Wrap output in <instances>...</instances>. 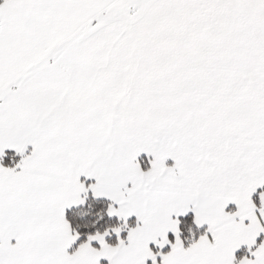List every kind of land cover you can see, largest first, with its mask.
I'll return each instance as SVG.
<instances>
[{"label":"snow or ice","instance_id":"snow-or-ice-1","mask_svg":"<svg viewBox=\"0 0 264 264\" xmlns=\"http://www.w3.org/2000/svg\"><path fill=\"white\" fill-rule=\"evenodd\" d=\"M262 188L264 0H0V264H264Z\"/></svg>","mask_w":264,"mask_h":264},{"label":"trees","instance_id":"trees-1","mask_svg":"<svg viewBox=\"0 0 264 264\" xmlns=\"http://www.w3.org/2000/svg\"><path fill=\"white\" fill-rule=\"evenodd\" d=\"M21 157L22 156L16 152L8 150L6 151V155L3 158V164L5 166L12 167L15 165V163L19 162ZM254 199L258 200V194L254 195ZM109 205V200L105 198H97L91 194H88L85 204L69 208L66 211V218L70 221L73 231L80 233L79 239L76 241L74 247L78 246L79 243L86 241L90 234H94L96 231L103 232L105 229L118 226L123 222L118 217L110 216L108 214L107 209ZM181 220L182 238L186 244L191 243L193 239V233H195L196 237H198L207 229L206 227H200L195 224L194 215L192 213H188L187 216H182ZM128 223L130 227L136 225V221L133 218L129 219ZM189 229H191V231ZM126 236L127 229L122 231L119 235V237L123 238H126ZM169 238L172 240V236H169ZM106 239L112 244L118 242V236L114 235L113 233L109 234ZM168 250H170V246H166L164 249L165 252ZM245 252V250H240L237 252V258H241Z\"/></svg>","mask_w":264,"mask_h":264},{"label":"crops","instance_id":"crops-1","mask_svg":"<svg viewBox=\"0 0 264 264\" xmlns=\"http://www.w3.org/2000/svg\"><path fill=\"white\" fill-rule=\"evenodd\" d=\"M30 149H31V146H29V151H30ZM8 150H12V151L15 152L14 149H8ZM8 150H6V151H8ZM141 156H142V155H141ZM21 159H22V157H21ZM138 159L140 160V157H139ZM147 159H148V157H147ZM148 160H149V159H148ZM148 160H147L146 162H145V161H144V162L142 161V162L144 163V165H143V163L140 161L143 167L147 168V167L149 166V165H148ZM168 163H169V164H172V163H174V161L172 162V160L169 159ZM81 179H82V181H85V182H86V185H90L91 183H94V182H95V181H94V178H87V179H86V178L82 177ZM260 190H264V188L259 189L258 191H260ZM88 194H91L92 196L96 197V196L93 194V192H92L91 189H89V191H88L86 194H85V193H82V196L87 197ZM97 198H105V199L108 200L107 197H97ZM110 204H111V202H110ZM75 206H78V205H73V206H71L70 208L75 207ZM234 208H235V205H234V204H230V205H229V209H234ZM68 209H69V208H68ZM68 209H66V211H67ZM189 213H192V214L194 215V211H190ZM116 217H118V216H116ZM118 218L120 219V217H118ZM203 227H206V228H207L208 226H207V225H204ZM169 236H172V241L174 242V239H175L174 234H173V233H169ZM261 239H264V234H262ZM168 246H170V245H168ZM240 250H245V251H246V252L243 254V256L249 254L246 245H244V246H242L240 249H238L237 252H239ZM156 251H160V249H156ZM237 252H236V254H237ZM243 256H242V257H243ZM242 257H241V258H242ZM148 264H151V260H149Z\"/></svg>","mask_w":264,"mask_h":264},{"label":"rangeland","instance_id":"rangeland-1","mask_svg":"<svg viewBox=\"0 0 264 264\" xmlns=\"http://www.w3.org/2000/svg\"><path fill=\"white\" fill-rule=\"evenodd\" d=\"M142 156H140V161L142 162V159H143V161H147L148 159H149V157H148V155L146 154V153H143V154H141ZM147 157H148V159H147ZM173 162V161H172ZM94 194V193H93ZM108 198V197H107ZM108 200L111 202V204L113 203L111 200H110V198H108ZM131 218H133V219H135V221L137 222V218L135 217V215H133L132 217H130V218H128V220L129 219H131ZM121 219V218H120ZM111 233H113L114 235H117L114 231L113 232H111ZM110 233V234H111ZM120 235V234H119ZM118 236V235H117ZM93 243V246H99V242L98 241H93L92 242ZM118 243V242H117ZM150 247H152L153 248V250L154 251H156V249H159V247L155 244V242H153L152 244H150ZM101 264H108V261H107V259L106 258H102V262H101Z\"/></svg>","mask_w":264,"mask_h":264}]
</instances>
